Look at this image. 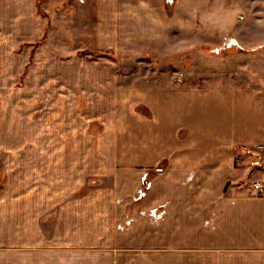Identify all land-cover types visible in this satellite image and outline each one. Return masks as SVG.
Here are the masks:
<instances>
[{"label": "crops", "instance_id": "obj_1", "mask_svg": "<svg viewBox=\"0 0 264 264\" xmlns=\"http://www.w3.org/2000/svg\"><path fill=\"white\" fill-rule=\"evenodd\" d=\"M258 1L0 0V136L16 137L0 141V264H264V193L246 186L264 185ZM172 36L176 71L144 85L103 56ZM226 39L243 49L212 55Z\"/></svg>", "mask_w": 264, "mask_h": 264}, {"label": "rangeland", "instance_id": "obj_2", "mask_svg": "<svg viewBox=\"0 0 264 264\" xmlns=\"http://www.w3.org/2000/svg\"><path fill=\"white\" fill-rule=\"evenodd\" d=\"M76 2L79 4H83L84 0H76ZM163 2L169 8H172L176 4V0H163ZM258 3H260V5L254 10H257V12H260L259 13L260 15L264 16V0H259ZM39 22L40 23L38 24V31L40 32V34L38 35V37L34 41L20 44L16 53L17 56L15 63L17 65L18 62V64L21 65L20 66L21 72L19 73L21 84L22 82H24L25 84L28 81L29 78L28 74L30 70L28 68H30L33 64V61L35 59L34 53L36 52V50L39 47L42 48L48 47V43H47L48 33L52 24L49 22L48 19L46 21L43 17ZM228 42H234L233 46L230 49L238 50L237 49L238 47L243 49L242 46L237 42V40L226 39V40H222V44L218 48L211 50L210 53L214 56H220L225 50H230V49H226V44ZM187 45H188L187 42H183L182 39L172 36L168 39V42L160 45H154L155 47L152 48V50L148 49V51H145L143 53L142 50L144 49H142V46L135 44H126L121 47L120 52H109L110 54L106 52L107 54L103 56L110 59L112 62L118 64L120 68L127 69L126 71H121V73L125 72L129 75L127 80L125 79V81L124 80L121 81L122 85H128L129 83L133 85L134 82L137 85H144L146 84V82L144 83V81H141V79L146 80L151 77H154V75H156V77L158 78L161 76L165 78L167 73L173 74L174 71H176L177 62L179 61V59L182 58L180 52H182V48L187 47ZM260 47H264V43ZM217 49L220 50L218 55L214 53V50ZM78 55L79 57H83V58L85 57V53H78ZM186 56L187 55H184V58ZM94 58L95 56L92 57V59ZM121 65H125V67H121ZM14 74L15 71L13 72V67L11 66V68L8 71V77L10 79L14 78L15 76ZM182 77L183 74L180 73L175 75L173 80L175 82H181ZM15 90H17L15 86L10 85L8 92L10 97L11 96L12 98L15 97V93H16ZM0 93L4 94V91L1 92L0 90ZM14 105L16 106V103H14ZM15 138H16L15 135L2 136V138L0 136V141L14 142ZM252 162H259L263 164L262 161H257V160ZM253 179H255V181H258V179H256L255 176L253 177ZM134 200L141 201V200H137L136 197L134 198Z\"/></svg>", "mask_w": 264, "mask_h": 264}, {"label": "built area", "instance_id": "obj_3", "mask_svg": "<svg viewBox=\"0 0 264 264\" xmlns=\"http://www.w3.org/2000/svg\"><path fill=\"white\" fill-rule=\"evenodd\" d=\"M233 44L234 42H228L226 44V49H230L233 46ZM237 49L242 50L240 47H238ZM219 51H220L219 49L214 50V53L218 55ZM250 167L264 170V164L259 163V162H251ZM246 186H247V190L249 191V193L253 196H261L264 193V185L260 181H253L250 184H247ZM148 188H149V182H147V180H144L142 182V185L138 188L136 192V196H135L136 199L142 200L143 198H145Z\"/></svg>", "mask_w": 264, "mask_h": 264}]
</instances>
